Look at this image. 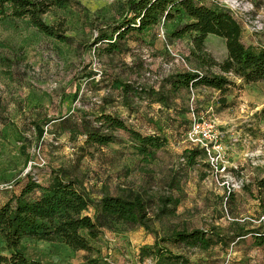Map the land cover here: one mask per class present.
I'll return each instance as SVG.
<instances>
[{"label": "rangeland", "instance_id": "1", "mask_svg": "<svg viewBox=\"0 0 264 264\" xmlns=\"http://www.w3.org/2000/svg\"><path fill=\"white\" fill-rule=\"evenodd\" d=\"M129 1L68 0L44 17L66 42L23 22L0 23V206L30 180L48 186L60 177L93 202L139 198L146 207L147 227L112 222L91 242L92 253L36 241H24L23 252L44 264H264L252 241L264 232V84L231 87L225 96L208 88L173 93L170 77L207 72L188 38H171L189 22L182 16L105 53L106 42H97L127 17ZM241 1L253 9L242 40L264 49V0ZM206 50L217 62L227 57L221 39L210 37ZM192 108L215 124L212 158L191 159L198 149L187 136ZM102 113L161 136L165 148L148 160L123 132L112 144H87L85 132ZM194 231L221 241L208 251L176 242V232Z\"/></svg>", "mask_w": 264, "mask_h": 264}, {"label": "trees", "instance_id": "2", "mask_svg": "<svg viewBox=\"0 0 264 264\" xmlns=\"http://www.w3.org/2000/svg\"><path fill=\"white\" fill-rule=\"evenodd\" d=\"M67 5L68 0H0V23L23 22L44 36L66 42L62 28L48 25L44 17ZM127 5V17L113 34H103L97 42H106L107 54L120 53L121 43L128 36L142 34L161 21H172L177 16L189 20L171 38H188L192 44L191 57L198 68H205L207 72L185 71L170 77L167 83L173 93L208 88L225 96L231 87L241 89L244 85L264 84V49L243 42V24L229 10L215 3L192 0H130ZM210 37L224 41L227 57L221 63L206 50ZM213 68L220 73H210ZM96 120L99 126L85 132L87 144L106 146L116 141L115 132H123L135 143L138 154L148 160L154 159L167 144L161 136L144 135L113 115L102 113ZM200 155L206 157L202 150L191 151V159ZM145 211V204L139 198L102 196L93 202L74 181L56 177L50 185L41 186L30 180L18 196L0 206V264H44L25 255L24 241L59 242L75 252L92 253L91 242L112 222L147 227ZM174 237L179 244L203 251L221 241L216 234L209 237L200 231L176 232ZM252 241L264 253V232H254Z\"/></svg>", "mask_w": 264, "mask_h": 264}, {"label": "built area", "instance_id": "3", "mask_svg": "<svg viewBox=\"0 0 264 264\" xmlns=\"http://www.w3.org/2000/svg\"><path fill=\"white\" fill-rule=\"evenodd\" d=\"M201 3H215L229 10L244 25V19L253 11L252 8L244 9L241 0H192ZM190 130L188 140L192 146L205 152L206 156L212 158L211 149L219 148L218 136L215 134L214 122L205 115H198L195 109L190 111Z\"/></svg>", "mask_w": 264, "mask_h": 264}]
</instances>
